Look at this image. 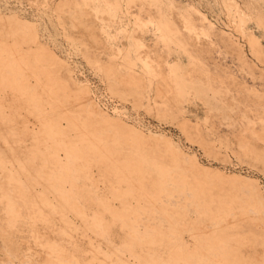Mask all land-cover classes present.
Masks as SVG:
<instances>
[{
	"label": "rangeland",
	"instance_id": "374dc122",
	"mask_svg": "<svg viewBox=\"0 0 264 264\" xmlns=\"http://www.w3.org/2000/svg\"><path fill=\"white\" fill-rule=\"evenodd\" d=\"M28 29L36 33L35 42L27 38ZM2 43L17 44L23 54L51 53L45 55L43 64L56 75H42L48 84L47 95L40 85L29 82L39 95V105L48 101L42 118L35 119L26 113L32 105L28 93H16L17 104L22 107L18 109L7 96L3 109L15 122L25 119L32 128L34 123L44 121L64 132L68 142H74L68 129L70 119H88L87 123L97 124L84 129L93 135L105 130L100 139L104 143L114 135L124 137L136 130L135 138L146 155L142 148L130 147L128 158L137 163L147 158L158 159L169 169H175L174 175L183 173L207 184V199L228 200L226 203L233 211L234 217L224 211L220 226L240 225L241 233L262 237L253 247L247 243L243 253L256 259L264 254V218L259 215L258 221L253 222L250 215L243 216L238 208L240 203L253 202L255 196L264 207V0H0ZM145 57L151 61L154 72L142 64ZM30 69L32 66L27 68ZM129 77L134 83L128 82ZM57 79L66 82L70 97L74 92L86 93L85 99H90L91 106L74 103L67 94L66 98ZM52 102L58 107L53 108ZM19 112L21 115H17ZM21 134L28 141L35 138ZM243 141L252 152L241 148ZM30 143L26 146L30 147ZM0 150L10 157L1 135ZM25 151L28 154L34 149ZM41 157L44 162L50 160ZM89 161L96 176L109 170L105 162ZM48 167L52 168V163ZM0 176L6 187L2 191L6 192L8 176L2 170ZM150 178L156 180L155 175ZM145 187L152 190L155 184L146 183ZM21 192L19 195L17 191L14 200L0 204V264H43L49 257L36 246L28 231L29 222L17 220L14 213L15 218L7 211L22 206L23 214L29 213V209L24 210L28 202L24 195L28 192ZM113 201L116 206L119 204V200ZM155 201L152 202L157 208L159 202L164 203ZM178 201L165 203L177 205ZM187 222L177 225L171 240L180 238L185 245L189 244L186 248L192 249L195 240L191 235L195 231L189 232L187 226L192 223ZM73 223L80 229L70 236L40 220L35 227L49 241L65 246L62 239L70 240L72 245L74 242L78 247L76 253L88 257L84 250L89 246L81 237L82 223L78 219ZM162 225L167 224L164 221ZM198 226L207 233L213 229L208 217ZM112 237L119 241L124 233L114 229ZM34 253L37 258L30 256L31 262L27 263L28 254Z\"/></svg>",
	"mask_w": 264,
	"mask_h": 264
},
{
	"label": "bare ground",
	"instance_id": "6f19581e",
	"mask_svg": "<svg viewBox=\"0 0 264 264\" xmlns=\"http://www.w3.org/2000/svg\"><path fill=\"white\" fill-rule=\"evenodd\" d=\"M28 32L27 38L32 42L36 40L37 35L34 30L28 29ZM174 44L176 45V42ZM16 46L17 44L14 43L0 44V115H2L0 135L10 153V157L7 158L0 150V175L2 170V173L8 176L9 184L6 192L2 191L6 187L1 182L0 176V192L2 193L0 204L3 200L6 202L14 200L17 191L20 192L19 195L22 194L21 191L28 192L24 195L25 201H28L24 209H29L27 215L23 214L22 206H16L17 208L7 211L13 218H15L12 215L14 213L16 218L18 217L17 220L29 222L28 231L36 246L49 257V261L43 264H264V254H260V258L256 259L243 253L247 243L253 247L254 242L262 237L250 232L241 233L240 225L220 226L225 210L234 217L233 211L226 203L228 200L226 202L218 198L208 200L205 193L207 184L185 177L183 173L174 175L175 169H169L158 159L147 158L148 160L137 163L126 156L130 152V147L142 148L140 141L135 138L138 134L136 130H132L128 136L124 137L114 135V138H110L111 141L104 143L100 139L106 133L105 130L93 135L84 129L97 124L87 123L88 119L85 121L81 118L70 119L72 122L68 129L71 137H74V142L70 140L68 142L64 132L44 121L34 123L35 126L33 125L32 128L25 119L15 122L12 115L3 109L7 96L10 95L9 101L13 102L15 109H18L22 107L17 104L16 93H28L31 96L32 105L29 107L31 110L26 113L32 114L35 119L37 116L42 118L46 113L48 101L46 100V105H39L41 104L39 95L29 82L40 85L46 94L48 84L44 83L42 75L45 74L47 78H51L54 73L43 64L45 55L51 56V53L46 54L43 51L37 55L32 51L23 54ZM146 58H142L144 62L142 64L154 72L151 61ZM29 66H32V69L27 70ZM152 74L156 75V73ZM57 80L67 98L70 91L66 82ZM128 82L134 83L133 78L129 77ZM158 92L160 93L159 89ZM75 93L78 92H74L68 98L70 97L74 103L91 106L90 99H85L86 93H82L83 97L80 92L78 95ZM19 102L24 103L21 98ZM52 106L58 107L54 102ZM102 118L108 120L106 116ZM21 133L35 138L28 141L29 139ZM256 133L252 131L253 135ZM27 142H31L30 147L26 146ZM246 144L243 141L241 148L252 152ZM25 148H33L34 151L27 154ZM141 151L143 152L144 149L142 148ZM41 156L51 161L44 162ZM89 160H93L94 163L105 162L109 168L108 171L97 174L99 181L102 179V187L97 181L98 177L91 172L92 164ZM81 161L84 163L81 164ZM49 163H52V168L48 167ZM13 166L14 171L11 172ZM50 169L52 170L49 172ZM107 173L108 176H106ZM154 175L156 180H150V177ZM173 175L178 178L174 179ZM103 178L106 181H103ZM150 182L155 184L156 191L154 188L150 190L151 187L149 189L145 187L146 183ZM5 193L7 196L4 195ZM158 193H161V199ZM257 197L255 196L253 202L250 200L240 203L238 207L239 213L243 216L250 215L253 222L258 221L259 215L264 218V207ZM114 199L119 200L117 206ZM154 200L164 203L179 200V203L166 205V203L157 202L160 206L157 208V205H153ZM163 207L166 209H162ZM207 217L210 218V229L213 228L210 232L208 231L209 233L207 230H200L198 226L199 222ZM75 219L82 223L81 237L89 246L88 250H84L85 254L89 253V256L85 258L76 253L78 247L74 242L72 245L70 240L62 239L66 242L65 246L57 241H49L35 227V222L40 220L50 227H59L61 234L70 236L72 231L80 229L73 223ZM54 220H59L60 223H55ZM164 221L166 226L162 225ZM182 221L192 223L190 226L185 224L190 231L186 230L185 226L182 227L187 232L195 231L192 233L193 236L190 234L195 240L193 244L197 247H205V250L202 249L204 252L199 251L194 245L191 246L192 249L186 248L189 244L185 245L180 238L177 241L171 240L172 233L178 230L177 225H181ZM149 222H153L152 225ZM114 229L122 231L124 238L115 240L112 237ZM221 233L227 234L221 235ZM250 238L253 240L250 241ZM72 247L74 250L71 249ZM30 256L37 258L38 254H28L27 263L31 262ZM7 262L12 264L11 261Z\"/></svg>",
	"mask_w": 264,
	"mask_h": 264
}]
</instances>
